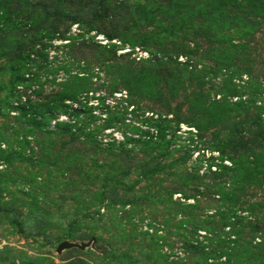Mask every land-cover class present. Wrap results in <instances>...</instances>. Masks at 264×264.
Instances as JSON below:
<instances>
[{"label":"rangeland","instance_id":"374dc122","mask_svg":"<svg viewBox=\"0 0 264 264\" xmlns=\"http://www.w3.org/2000/svg\"><path fill=\"white\" fill-rule=\"evenodd\" d=\"M0 264H264V0H0Z\"/></svg>","mask_w":264,"mask_h":264},{"label":"water","instance_id":"95a60500","mask_svg":"<svg viewBox=\"0 0 264 264\" xmlns=\"http://www.w3.org/2000/svg\"><path fill=\"white\" fill-rule=\"evenodd\" d=\"M84 246L86 245H78L76 243H68L65 241L58 246L57 252L60 253L64 249H71V248H78L83 250L85 248Z\"/></svg>","mask_w":264,"mask_h":264}]
</instances>
